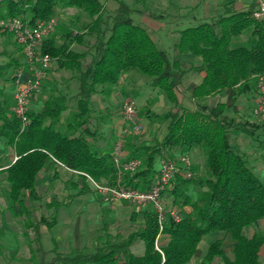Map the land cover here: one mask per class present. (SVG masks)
<instances>
[{"label": "trees", "instance_id": "16d2710c", "mask_svg": "<svg viewBox=\"0 0 264 264\" xmlns=\"http://www.w3.org/2000/svg\"><path fill=\"white\" fill-rule=\"evenodd\" d=\"M58 7H74L89 18L81 33L66 34L61 40L50 34L41 43V53L48 54L58 69L71 72L65 86L50 91L38 111L28 110L23 127L13 112V99L0 88V196L5 204L0 210V238L8 228L3 212L9 210L23 217L24 232L32 234L28 259L33 264H188L199 242L213 232L219 236L207 245L195 264H261L264 232L248 236L245 229L264 219V183L245 154L235 149L232 135L240 132L253 136L255 128H261L264 134V124L235 120L227 113V103L221 100L214 104L197 101L193 108L178 107L176 94L186 91L182 80L190 72L202 74L200 82L188 90L189 97L195 100L225 89L234 90L236 95L253 90L256 78L264 76V20L252 17L254 3L246 9L225 3L223 12L209 21L179 29L172 58L151 38L146 26L133 21V8L123 0H115L111 12H106L101 0H0V18L19 17L33 25L54 17ZM242 34L247 36L245 42L232 45L233 39ZM86 36L92 40L85 43ZM73 42L86 44L87 48L78 50L71 46ZM17 51L19 56L0 63L1 78L9 74L14 80L23 57L20 46ZM186 56L199 57L200 61L195 64L185 60ZM131 69L146 76L151 87L162 90L175 108L152 113L168 121L165 133L156 147H136L128 152L127 156L140 159L134 174L139 182L126 179V183L147 188L156 174L155 156L176 149H198L204 157L203 173L176 177L168 193L179 204L176 210L180 218L174 220L167 214L160 231L155 212L145 211L144 223L125 236L110 233L103 223L102 232L93 237L90 247L60 253L52 240L53 256L46 258L48 250L41 244L40 227L50 229L56 216L41 215L33 221L32 208L26 201L42 200L37 182L41 171L51 163L79 174L81 185L76 195L91 189L80 173L95 180H114L112 149L99 150L87 139L96 133L89 128L91 98L109 92L121 74ZM71 80L75 81L76 92L68 89ZM7 148L13 151L10 161ZM262 149L264 163V146ZM51 176L57 178L56 173ZM191 184L205 188L195 200L187 192ZM63 203L51 197L45 205L57 209ZM186 206H190L189 210ZM134 219L133 214L131 220ZM228 234L234 243L226 252L222 244ZM137 240L143 244L141 253L131 249ZM3 252L0 242V253ZM9 254L14 256L12 251Z\"/></svg>", "mask_w": 264, "mask_h": 264}, {"label": "rangeland", "instance_id": "374dc122", "mask_svg": "<svg viewBox=\"0 0 264 264\" xmlns=\"http://www.w3.org/2000/svg\"><path fill=\"white\" fill-rule=\"evenodd\" d=\"M105 4L106 12H111L115 7V0H101ZM126 4H128L133 11L131 13V17L135 23H139L145 26H151L153 24L163 23L164 25H173V28H184L189 25H193L199 21L207 20L209 21L211 18L217 15L218 11L224 10V6H219L218 8L214 6V1H208V4L205 2H200V0H195V3H191L184 11L183 16L177 17V20L172 21L170 17L161 19L158 17L159 14L164 13L165 11H170V5H167L164 0H123ZM194 0H190V2ZM199 1L198 4L196 2ZM208 5V8L207 6ZM172 9L174 7L172 6ZM59 14H65L66 19H63L64 24L62 25V18ZM149 15V16H148ZM57 18V25L55 30L51 33L57 40H61L62 37L66 34L73 35L74 33H81L83 31V25L89 21V18L83 13L82 11L76 8H62L58 7L55 15ZM196 18L197 20H195ZM163 28L159 31L160 37L165 40L166 44H158V46L164 50H166L169 55L172 56V42L176 39V37H172L166 32V29ZM59 35V37H58ZM247 36L242 34L238 37H235L232 41V45H237L244 43ZM92 38L86 36L85 43L91 41ZM85 48H87L86 44H83ZM18 46L14 41L13 37L10 34L4 33L0 31V63H5L11 57L15 55H20L17 51ZM23 55V54H22ZM87 59L90 58V55L86 57ZM185 60L191 61L195 64H198L200 59L195 56H186ZM52 61L50 62L49 69L47 75L50 71ZM50 74V73H49ZM138 80L135 81V84H128L125 91L119 94V101L122 102L123 100H131L136 105V116L139 124L141 125V131L139 132H131L125 138L123 150L125 152H129L133 148L136 147H143V146H157L158 143L161 141L165 130L167 120L162 119L159 116H153L152 113H164L169 109H174V102L170 101L166 94L158 89L153 88L149 84V80L146 76L141 75L140 73ZM51 79L53 81H57L56 74H50ZM196 75V74H195ZM6 78L0 77V88L3 89L4 94L12 100V93H13V84L12 79L9 74H5ZM56 77V78H55ZM199 76V80H200ZM45 80H48L45 78ZM68 80V79H67ZM66 80V81H67ZM47 82L43 81L42 84H46ZM52 83V82H51ZM50 84V83H49ZM48 84V85H49ZM75 81L71 80L68 82V89L71 92H76L75 90ZM56 83L49 88V91L55 90L57 87ZM42 88V86H41ZM255 87L253 88L254 91ZM231 91V92H230ZM248 92V91H247ZM247 92L241 93L240 95L234 94V90L232 89H225L223 93L220 95L215 94L211 96H207L198 100L192 99L188 95V90L185 92L177 91V103L178 107L183 106L187 108H193L198 101L199 103L204 104H214L217 100L224 101L227 103V113L235 118V120L241 123H254L263 125L264 124V117L254 116L252 114V105L249 103L251 97ZM36 94V93H35ZM98 94L95 95L97 97ZM44 96V95H43ZM105 99V98H104ZM43 97L38 99V107H40ZM40 101V102H39ZM113 105H109L107 111H104L103 108L100 110V114L98 115L93 114V122L92 127L96 128V131L102 133L103 135L106 131H109L110 122L112 116H119L121 110V104L119 102L115 103L112 102ZM32 106H35L32 104ZM99 107L93 105L92 108ZM112 108V109H110ZM100 120V121H99ZM96 124V125H95ZM104 128V129H103ZM104 130V131H102ZM253 136H249L244 133H234L232 135L233 143L235 149L239 152L245 154L247 159L249 160V164L253 167L254 173L259 177V179L264 183V163L261 161V154H262V146H264V134L261 128H255L253 130ZM110 133V132H109ZM108 133V141L112 142L113 137L112 134ZM115 139V137H114ZM94 145L101 142L97 137H93L91 139ZM114 142V141H113ZM3 145V143H0ZM113 149V144L111 146ZM178 150V154L188 153L187 151ZM173 151V150H172ZM6 152L9 154L8 161L12 159L13 151L10 148L6 149ZM190 156L194 158V162H192V171L197 176L203 173L204 166L203 161L204 157L202 153L196 149L192 148L189 152ZM141 155V154H140ZM163 155H166L170 158L174 157L173 152L168 151L166 153L158 154L155 158L153 164L154 168L156 169L158 166L159 158ZM11 156V157H10ZM43 173V172H42ZM41 173V174H42ZM47 175H40L38 179V192L42 195V200L37 202H31L29 200L26 201L27 205L32 208V212L30 214V219L33 221H38L41 215L51 216L55 214L56 222L50 228H46L45 226L40 227V237H41V244L48 250L46 254V258H51L53 256V252L50 249L53 248V241L52 239L56 238V251L67 252L70 247H82L85 245H90L92 239L91 236L93 232L100 228L106 220H109L114 213L110 210H105L107 207V203L101 202L99 196L96 192L91 188L89 191H85L80 193L79 195H73L68 197V194L74 193L77 189L76 187H72L71 184L68 182L64 184V181H59L56 177H52L50 175L49 178H46ZM205 190L204 187L198 186L196 184H191L188 189V194L190 195L192 200H195L199 197L200 192ZM168 193V192H167ZM167 196L166 205L167 207L177 208L179 204L173 202V198L171 194H165ZM51 197H56L60 201L68 200L67 204H61L57 209L54 206L47 207L45 203H47ZM5 204L3 198L0 196V210L4 209ZM190 207V206H189ZM185 207V209H189ZM184 210V209H183ZM2 212V211H0ZM3 215L8 223L9 229L5 230L2 234L0 242L7 250L10 248H16V255L23 259L27 256L26 252L28 251V241L30 238L29 233H25V226L23 222L22 216H14L12 215L9 210H4ZM109 218V219H108ZM117 220V221H116ZM115 221L109 223L111 224V231L118 232L122 236H125L130 231L137 229L143 223L142 217L138 216L135 220H130L129 216L119 215ZM1 213H0V225H1ZM256 222L252 224V227H255ZM52 230V231H51ZM46 231V232H44ZM52 232V233H51ZM102 232V230H101ZM246 234L250 232V228L245 229ZM51 233V234H50ZM217 232L209 233L204 236V238L199 242L196 248V252L188 264H195L196 258L200 256V254L205 251L207 245L217 238ZM140 244V247L137 245ZM234 240L228 234L224 242L222 244L223 249L226 252L230 251V248ZM143 249L142 242L137 240L134 243L133 251L135 253H141ZM4 250V252L0 253V264H33L30 260H15L12 261L10 259V255ZM141 250V251H140ZM61 264V263H57Z\"/></svg>", "mask_w": 264, "mask_h": 264}, {"label": "built area", "instance_id": "2783aa9c", "mask_svg": "<svg viewBox=\"0 0 264 264\" xmlns=\"http://www.w3.org/2000/svg\"><path fill=\"white\" fill-rule=\"evenodd\" d=\"M252 17L264 20V0H257L251 12ZM57 20L51 17L47 20L27 24L19 17L0 18V31L10 34L20 46L23 57L16 70L13 84V112L20 119L22 127L27 123L28 102L37 93L47 76L50 62L53 61L46 53H41V43L55 30ZM253 92L252 114L264 117V76L255 80ZM141 131L136 116V105L131 100H123L120 110V125L116 133L112 161L115 167L114 180H95L87 173H80L86 182L105 203L124 200L137 207L150 205L156 214L159 231L167 214L174 220L180 218L173 207H167L165 194L172 188L178 175L189 178L193 175L192 158L189 153L177 154L170 158L163 155L158 160L156 174L147 188L141 189L126 183V179L137 183L134 174L140 166V159L124 154L125 138L131 132ZM15 158V157H14ZM157 249L158 246L155 245Z\"/></svg>", "mask_w": 264, "mask_h": 264}, {"label": "crops", "instance_id": "0c3cea01", "mask_svg": "<svg viewBox=\"0 0 264 264\" xmlns=\"http://www.w3.org/2000/svg\"><path fill=\"white\" fill-rule=\"evenodd\" d=\"M212 1H214V2L210 3V4H214V6H216L217 8L219 6H224V4L227 3V4L232 5L233 8H235V9H246V8H248V6L251 3H254V6H255V3H256L257 0H212ZM164 2L166 3V7H167V5H170L171 10L170 11H165L164 13L159 14L158 17H160L161 19H165V18L170 17V19L172 21H175V20H177V17L184 15V11L187 9L186 7H188L191 3H195V0L193 2L192 1L190 2V0H164ZM200 2H205V3L208 4V1L206 2V0H200ZM198 3H199V1L196 2V4H198ZM172 6L174 7V9H172ZM206 6L208 8V5H206ZM184 8H186V9H184ZM222 12H223V10L222 11H218L217 14H220ZM59 16H61V18H62V25H63L64 22H65V21H63V19H66V17H65L66 15L65 14H59ZM54 17L57 18L56 16H54ZM194 19L197 20L196 18H194ZM173 25H176V23L175 24L173 23L171 25H167V24L164 25L163 23H159V24H153L150 27L146 26V28L148 29V32H149L151 38L156 42V44L157 45L158 44L163 45V44H166V43H165V40H163L160 37L161 35L159 34V31L161 29H163V28L172 27L170 29H166V32L169 35H171L172 37H176V39L172 42V45H173V43L178 38V30L180 29V28H173ZM58 37H59V35H58ZM71 46L76 48V49H78V50H85L86 49L83 46V44H78V43H74V42L72 43ZM21 60H22V58H21ZM49 73L52 74V75L56 74L57 78L56 77L55 78H56L57 81H53V78L51 79V77H50L51 75ZM49 73L46 76V79H48V80H44L47 83L46 84H42V88L30 98V100L28 102V110L38 111L40 109L41 105H42V102H41L40 107L37 106L38 105V99H40L41 97H43V98L46 97L49 94V92H50L49 88H51V86L53 84L56 83L55 87L61 88V87L65 86V84L67 82L66 80L71 77V72L69 70H65V69H58L57 66H56V62L54 60L51 63ZM199 76L202 77V74L201 73H196V72L187 73L184 76L183 80H182L183 87L186 90H190L193 86L197 85L200 82L201 78L199 80ZM138 77H139V74L135 70L131 69V70L125 71L124 73L121 74L117 84L113 85L110 88L109 92L98 94L97 97H95L96 94H94L92 96V98H91V106L93 107V105L97 106L99 104V107L92 108V111H91L92 118H91L90 123H89V128L94 130L96 133L93 136L89 135L87 137V139L89 141H91V139L93 137H97L99 140H101V142H99L98 144L95 145V147H97V149H99V150H107V149L111 148V146L113 144V141H114V137L116 136V133H117V131L119 129L120 115L119 116H112L109 129H107L109 131L105 130L106 133L103 135L102 133L98 134V132L96 131V128L92 127L93 114L98 115L100 110H102L101 108H103L104 111H107L109 105H111V106L113 105V103H112L113 101H114V105L117 102H119L121 104L122 102L119 101V94L121 92L125 91V89L127 88L128 84H130V83L131 84H135V81L138 80ZM223 92H224V90L222 92H220L218 95H220ZM253 92H254L253 90L247 92V94H249L250 97H251V99L249 100L250 101L249 103L251 105H252V101H253L252 100L253 99ZM32 104L35 105V106H32ZM110 109H112V108H110ZM102 131H104V130H102ZM108 133L110 135L112 134V137H113V141L112 142L108 141ZM190 151H191V149L189 151H187V152L189 153ZM171 152H173L176 155L178 154V150H173ZM163 153H166V152L164 151ZM124 154L127 155L128 152L124 151ZM176 155H174V156H176ZM156 157L158 159V154L155 156V158ZM191 158H192V161L194 162L195 160H194L193 156ZM41 173H40V175H47L46 178H49L50 175H53L54 173H56L57 179L59 181H64V183H65V181H69L70 183L73 182V184H75L76 186L72 185V184H71V186L73 188L76 187V189H77L74 193H71L74 196L76 195V192L78 191L79 186L81 185V177L79 176V174L77 172H74V171H72L70 169H67L64 166L59 165L57 163H55V164H53V163L47 164L45 166V168L41 171ZM166 194H168V193H166ZM77 195H79V194H77ZM165 200H168L166 195H165ZM100 201L103 202L101 199H100ZM63 202H64L63 204H67L68 200L66 201V203H65V201H63ZM186 208H187V206H186ZM105 210H110V211H112V213H114V215H112L110 219L108 218L109 220H106L104 222V223L107 224L109 232L114 234V232L111 231L112 225L111 224L109 225V223L115 221L117 219L118 214L119 215H124V216L128 215L130 220H131V215H133V214L135 216V219L138 216H141L142 220H143V223H144V212L145 211H153V208L150 205H146V206H143V207H137V206H134V205H132L131 203H129L127 201L117 200V201H113L111 203H107V207L105 208ZM187 210H189V209H187ZM133 211L135 213H133ZM255 222H256L255 224H257V225H255V227H252L253 226L252 224H254V222L250 226L247 227V228H250V232L248 234H246V235L251 236L254 232H257V231L264 232V219H259V220H256ZM101 227L97 228L93 232V234L91 236L92 241H93V237L98 232H101ZM8 229H9V226H8V228L6 230H8ZM44 232H46V231H44ZM28 233H29L30 236L32 235L30 231ZM225 237H224V239H225ZM224 239H223V242H224ZM52 240L55 241L56 238L52 239ZM92 241H91L90 245H88V246L85 245V246L90 247L91 244H92ZM55 243H56V245L58 244V242H56V241H55ZM137 245L141 249L140 244L137 243ZM142 246H143V244H142ZM82 247H84V246H82ZM82 247L73 246V247H70L67 252H62V251H59V252L60 253H68L72 249L79 250ZM133 247H134V244L131 246L132 251H133ZM4 250H7V249L4 247ZM10 251L14 252V256L10 257V259H9V260H11V262L15 261V260H29L28 259V251L26 252L27 256L24 257L23 259L19 258L16 255V248L13 247V248H10V249L7 250L8 253ZM260 259H261V264H264V246L260 250Z\"/></svg>", "mask_w": 264, "mask_h": 264}]
</instances>
